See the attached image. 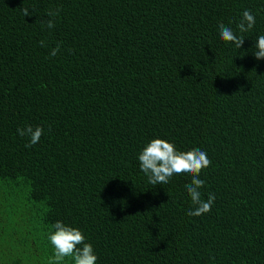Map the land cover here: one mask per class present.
I'll return each mask as SVG.
<instances>
[{
	"label": "trees",
	"instance_id": "obj_1",
	"mask_svg": "<svg viewBox=\"0 0 264 264\" xmlns=\"http://www.w3.org/2000/svg\"><path fill=\"white\" fill-rule=\"evenodd\" d=\"M244 10L237 49L218 25L241 35ZM260 35L264 0H0V264H50L57 221L96 264H264ZM27 125L44 129L30 148ZM155 138L207 153L210 212L188 215L189 175L148 182Z\"/></svg>",
	"mask_w": 264,
	"mask_h": 264
},
{
	"label": "clouds",
	"instance_id": "obj_2",
	"mask_svg": "<svg viewBox=\"0 0 264 264\" xmlns=\"http://www.w3.org/2000/svg\"><path fill=\"white\" fill-rule=\"evenodd\" d=\"M25 17L32 16L28 8L21 9ZM59 15V9L55 12L49 11L47 20L40 19L42 25L52 29L55 26V17ZM255 16L251 10H244L239 22L236 25L239 33L223 23L218 25L219 35L222 41L234 44L237 49L244 45L245 38L242 35L253 29ZM41 47L46 46L44 41L40 42ZM253 55L257 60H264V35L256 38ZM60 51L57 45L51 51V55H56ZM22 138H27L26 147H32L39 143L44 134L43 127L27 125L17 129ZM138 161L141 171L147 176L148 182L154 186L167 184L173 175H189L191 181L185 185V190L191 198L192 208L188 210L190 216H201L211 211L215 202V195L208 194L207 200L202 199L201 189L205 181L200 179L203 169L211 165L207 153L200 148L189 151H178L175 145L165 139L155 138L151 140L139 153ZM52 231L48 235V240L53 247V256L50 257V264H63L70 258L72 264H96L97 255L91 243L86 242L82 230L61 221L52 225Z\"/></svg>",
	"mask_w": 264,
	"mask_h": 264
}]
</instances>
